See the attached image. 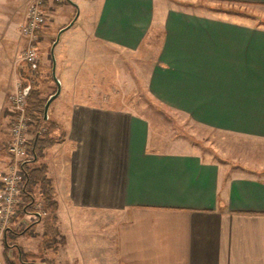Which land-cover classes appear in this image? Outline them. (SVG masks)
I'll use <instances>...</instances> for the list:
<instances>
[{"label": "crops", "instance_id": "obj_1", "mask_svg": "<svg viewBox=\"0 0 264 264\" xmlns=\"http://www.w3.org/2000/svg\"><path fill=\"white\" fill-rule=\"evenodd\" d=\"M33 1L0 0L1 170L10 162L2 124L16 73L5 43L23 42ZM90 1L94 44L141 57L154 49L145 83L155 101L203 128L264 144V21L254 8ZM88 82L76 72L53 106L61 84L47 121L57 140L35 161L46 166L58 203L64 241L56 264H264V163L250 164L240 150L211 156L183 137L161 142L152 117L95 101Z\"/></svg>", "mask_w": 264, "mask_h": 264}, {"label": "rangeland", "instance_id": "obj_2", "mask_svg": "<svg viewBox=\"0 0 264 264\" xmlns=\"http://www.w3.org/2000/svg\"><path fill=\"white\" fill-rule=\"evenodd\" d=\"M170 4L205 12L212 11L210 6L228 10L254 8L255 12L261 15L259 20L264 21V7L250 8L236 3L209 0H170ZM42 6L46 12V23L40 30V38L36 46L38 56L35 63L37 67H34L32 63L25 61L23 58L26 42L22 36L23 42L17 48L15 37L9 36L10 40L5 43L8 48L7 59L13 54L11 57L13 58L12 66L13 72L16 73L15 78H13V87L6 91L7 106L4 112L6 119L2 124V139L7 138L8 141L11 138L12 122L17 115L13 95L20 86L22 88L30 87L34 91L33 94L42 100H46L55 91L56 84L52 78V42L58 33V29L69 23L68 21L62 25L63 22H60L61 17L64 16L67 20H73L77 16L75 23L62 33L60 41L55 47L56 75L63 82H61L63 92L56 99L53 106L67 95L68 81L73 78L76 72H80V76L89 81L86 84L88 89H94L95 93L99 95V97L94 98L95 101L113 106L124 105L152 117L155 123L152 128V137L161 142L167 143L173 138L183 137L193 145L200 146L211 156H220L240 150L249 154L250 164L264 163V144L261 142L203 128L182 115L168 111L150 96L145 83V70L148 68L151 59H153L154 49L147 50L141 57L116 48L94 44L89 39V24H86L87 15L93 11V4L90 0H65V2H49L46 0ZM47 25L48 27H46ZM43 40L45 42L41 44ZM156 44L157 41L153 40V48ZM74 46L77 48L75 51L72 49ZM8 84L9 82L4 83V89L7 88ZM26 100H28V96ZM26 109L28 113V105ZM54 129L56 131L55 125L53 126L47 122H42L38 126L36 120L30 116L27 131L30 155L25 160L33 157V142L37 130L41 132V135L46 134L47 136L48 133V137H52L55 142L58 136H54ZM34 165L40 164H36L34 161L28 163L27 167ZM25 180L26 175L24 186ZM33 191L36 201L33 210L41 212L43 216L42 226L38 227L34 224L26 229L30 223L37 219V215L30 212L21 213L18 207L0 238V264H38L44 261L56 264V253H53V251L59 244L63 243L64 238L59 234L53 237L50 230L51 226H48L49 235L52 238L49 240L51 241L50 247L46 246L45 241L47 240L45 239L47 238L43 237L44 223L49 221V216L56 215L55 224L57 225L58 203L55 191L53 195L56 201L55 210L45 206L44 196L39 184L33 185ZM22 201L23 197L21 195V203ZM40 229H42L41 232H39ZM53 229L54 226H52ZM43 244H45V248L42 247Z\"/></svg>", "mask_w": 264, "mask_h": 264}, {"label": "built area", "instance_id": "obj_3", "mask_svg": "<svg viewBox=\"0 0 264 264\" xmlns=\"http://www.w3.org/2000/svg\"><path fill=\"white\" fill-rule=\"evenodd\" d=\"M42 0L33 1L27 11L26 20L22 26V34L27 41L23 58L33 64L38 56L37 43L40 30L46 23V12ZM25 87L16 90L13 95L17 115L12 122L11 138L8 141L10 162L6 169H0V238L11 218L21 203L25 174L21 162L30 155V144L27 131L30 116L27 113V93Z\"/></svg>", "mask_w": 264, "mask_h": 264}, {"label": "trees", "instance_id": "obj_4", "mask_svg": "<svg viewBox=\"0 0 264 264\" xmlns=\"http://www.w3.org/2000/svg\"><path fill=\"white\" fill-rule=\"evenodd\" d=\"M33 93H34V91L31 89H29V91L27 93V96H28V100H27L28 114L36 120V122L39 126V125H41L42 122H47L48 120H50L49 118L47 120H45L44 119V113H43L44 112V105H45L48 98L46 100L45 99L42 100V99L38 98V96L34 95ZM53 143H54V140L52 139V137H48V133H47V136H46V134L41 135V132H39V130H37V135H36L34 142H33V157L29 160H24L21 162V168L25 172L26 180H25V186H24L22 194H21L23 197V201L19 205V211H21V213L22 212H30V213H34L35 215H37V219L35 221H33L32 223H30L26 227V229L31 227L32 225L36 224L37 222H39L40 219L43 218L41 212L33 210V209H35V205H36L35 197L33 194L34 193L33 185H36V184L40 185V189H41L42 194L44 196L45 206H47L49 208L51 207L50 209H53V210L56 209V201L53 197L54 189L51 185L50 179L46 175V166L44 164H40V165H34L32 167H27L28 163L34 162V161L39 159V157L43 154L44 148L52 145ZM48 218H50V219L48 222L44 223L45 228L43 231V237L47 238V239H45V240H47V241H45L47 247L51 244V241H49V240L52 239L50 237L51 235H49L50 233H49V227L48 226H51L50 230L53 233V237H56L59 234L56 227H55L56 215L53 214V215L49 216ZM52 226H54L53 230H52ZM44 246H45V244L42 245L43 248H45ZM22 262L24 263V261H22ZM24 264H26V263H24ZM38 264H52V263L44 261L43 263H38Z\"/></svg>", "mask_w": 264, "mask_h": 264}, {"label": "water", "instance_id": "obj_5", "mask_svg": "<svg viewBox=\"0 0 264 264\" xmlns=\"http://www.w3.org/2000/svg\"><path fill=\"white\" fill-rule=\"evenodd\" d=\"M76 18H77V16H76V17H75V18H74L69 24H67L66 26L62 27V28L58 31V33H57V35H56V38H55V40L53 41L52 46H51L52 76H53V79H54V81H55V83H56V85H57V88H56V91L48 97V99H47V101H46V103H45V105H44V112H43V113H44V119H45V120H47L48 117H49V108H50L51 103L53 102V100H54V99L60 94V92H61V82H60L59 78H58L57 75H56L55 46H56L57 43L59 42L60 37H61V34H62L65 30H67L68 28H70V27L74 24ZM29 89H30V87H26V89H25L26 93H28Z\"/></svg>", "mask_w": 264, "mask_h": 264}]
</instances>
